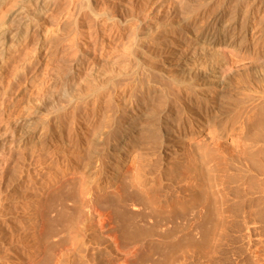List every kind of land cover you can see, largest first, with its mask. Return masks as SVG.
I'll list each match as a JSON object with an SVG mask.
<instances>
[{"label": "bare ground", "instance_id": "obj_1", "mask_svg": "<svg viewBox=\"0 0 264 264\" xmlns=\"http://www.w3.org/2000/svg\"><path fill=\"white\" fill-rule=\"evenodd\" d=\"M223 155L237 204L212 190ZM69 185L85 220L68 264L147 210L201 220L182 264H264V0H0V264L40 263ZM220 201L241 219L211 244Z\"/></svg>", "mask_w": 264, "mask_h": 264}, {"label": "rangeland", "instance_id": "obj_2", "mask_svg": "<svg viewBox=\"0 0 264 264\" xmlns=\"http://www.w3.org/2000/svg\"><path fill=\"white\" fill-rule=\"evenodd\" d=\"M230 141V139H227L226 142L229 143ZM226 147H228L229 152L233 149V144H227ZM243 157L244 156L240 158L245 161L246 157L245 159ZM227 158V156H219L214 159L209 166L207 165L208 168H211V166L213 168L211 169V176L213 177L211 186L212 190L215 192L216 198L234 200L235 204H237L240 203L238 202L239 199L235 200V197L233 198L231 195V193H234L235 181L230 177L236 170H231L234 168L230 167L231 169L229 168L228 171L227 168L229 165L232 166L233 164L235 168H238L239 164L237 165L236 162H232ZM230 179H232L233 182ZM228 186H230L229 188L231 191L227 188ZM76 190V186L69 185V187L59 191V193L54 194L49 200L47 209V230L45 231L42 250L39 254L36 253L32 259L33 262L39 260L40 263L35 262V264H68L73 253L80 247L82 237L79 228L85 220V215L84 213L78 212L73 206L74 203L76 204V201H78L76 196H78L79 192ZM126 191L127 189L125 190L124 199L125 197L128 198V200L125 199V201L127 200L129 203L131 200H134L135 197L133 196V198H130L132 194L130 193V195V191H127V193ZM182 197L184 198V195H181V199H183ZM82 198L85 202L88 200L86 196H82ZM221 201L219 203L220 205H222ZM115 203L116 201H113V206L109 207V209L116 210V207L120 204L116 203L118 204L116 206ZM153 203L154 205L157 203L156 199L153 200ZM142 204L141 206L144 211H146V206ZM121 205V208L118 207L120 209L117 208L119 212L121 209L124 210L122 208L123 205ZM223 205L219 206L220 211L217 212V226L212 229L211 244L219 238V235L224 230H228V227L230 228L229 221L233 219L231 216L234 217L236 214H239L236 213L238 211L237 208L231 207L230 201H228L227 206L236 211L234 214L231 213L234 212L233 210H228V207L224 205L225 209ZM240 205H238V207ZM154 207L158 208L159 205L156 204ZM63 210H67L66 213L70 210L67 215L69 214L71 217V223L66 220L68 217L66 214L65 216L67 217L64 219L68 221L66 222L67 224H65L61 218H58L59 220L57 219L56 216L61 213H63L62 215L64 217L65 212ZM147 211L133 214L131 217H129L131 214H128L129 216L125 215L126 218L123 217V214H121L122 216L117 214L118 216H114L113 221L111 218H107L106 227H108L107 229L109 231L105 229L106 232H104L97 226L96 230L92 232L91 235L88 234L86 236V241L88 243L87 246L85 245L86 247L84 246L86 248L85 258L87 257V260L92 262L91 264H182L190 253H196L199 250V243H195L194 238H191V233H189L191 230H194L195 233L200 231L201 220L193 211L192 213L191 210L190 212L181 210L172 215H152ZM106 214L108 216V213ZM54 218L57 222H55ZM234 218L233 220L236 221V218L239 220L241 216ZM97 220H95V223L98 222ZM119 225L121 227H119ZM113 227H115V229ZM177 236L181 238V240L179 239L180 241L177 239ZM174 240L176 241L173 242Z\"/></svg>", "mask_w": 264, "mask_h": 264}]
</instances>
